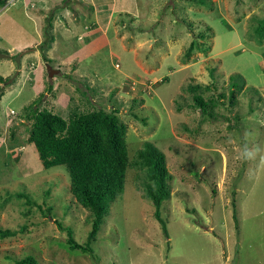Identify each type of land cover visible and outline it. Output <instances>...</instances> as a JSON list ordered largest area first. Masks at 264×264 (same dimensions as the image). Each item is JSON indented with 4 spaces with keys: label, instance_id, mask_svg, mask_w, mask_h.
Listing matches in <instances>:
<instances>
[{
    "label": "rangeland",
    "instance_id": "rangeland-1",
    "mask_svg": "<svg viewBox=\"0 0 264 264\" xmlns=\"http://www.w3.org/2000/svg\"><path fill=\"white\" fill-rule=\"evenodd\" d=\"M198 1H139L138 19L112 17V51L104 46L81 61L74 53L98 27L92 1L9 0L0 6V53L17 56L0 58V74L8 75L0 82V229L18 230L0 236V264L28 255L39 264H264V36L256 30L264 0ZM208 26L212 31L199 40L208 51L187 57ZM42 35L56 43L45 46L55 48L48 62L38 44L12 49L41 42ZM49 66L61 72L49 76ZM235 73L247 84L234 107L226 99L210 120L192 106L184 86L207 83L212 87L205 97L217 96L229 91ZM41 93L40 107L66 119L75 110L118 108L128 124L132 161L146 141L166 154L173 176L172 196L161 208L168 234L144 195V170L132 165L93 243L94 255L69 249L58 221L84 243L90 212L71 193L66 167L45 168L28 141L25 109Z\"/></svg>",
    "mask_w": 264,
    "mask_h": 264
},
{
    "label": "trees",
    "instance_id": "trees-1",
    "mask_svg": "<svg viewBox=\"0 0 264 264\" xmlns=\"http://www.w3.org/2000/svg\"><path fill=\"white\" fill-rule=\"evenodd\" d=\"M209 1L213 4V0ZM8 2L9 0H0V6ZM198 2L204 4L207 1ZM189 26L192 28L191 24ZM256 30L264 36V20ZM208 31H212V27L208 26L206 30L196 34L197 38H194L187 48V57L195 51H208V48H204L199 41L206 38ZM53 41L54 36H49L48 40L44 39L39 44L46 62L50 59L47 52L50 46L47 48L45 46L52 44ZM7 80L8 78L0 74L1 83ZM246 84V78L240 73H235L230 76L229 91L223 90L217 96L205 97V91H210L212 87L207 83H189L184 89L192 94L194 108L200 109L207 119L216 120L218 105L228 99L229 104L234 107L238 93L246 89ZM52 89L51 85L50 90ZM4 93L3 86H0V98ZM44 96L45 94L41 93L25 109V117L31 121L28 141L35 144L45 168L59 165L66 167L70 176L71 193L76 201L90 212L91 229L84 243L74 237L71 227H66L58 221L60 229L67 231L69 249L94 255L93 243L98 239L99 230L110 213L111 204L124 193L127 171L132 165L144 170L145 174L141 180L144 195L153 201L154 216L168 234L167 222L162 216L161 208L163 202L172 196L170 181L173 176L167 165L166 154L154 142L146 141L132 161L127 142L128 124L122 120L116 107L112 110L105 108L75 110L69 119H66L52 109L40 107V101ZM182 107L183 105L179 103L178 108ZM236 118L239 119V115ZM17 195L26 197L28 202L32 203L28 193L19 192ZM17 233L18 230L0 229L2 238ZM15 264L39 263L34 256L28 255L17 259Z\"/></svg>",
    "mask_w": 264,
    "mask_h": 264
},
{
    "label": "crops",
    "instance_id": "crops-1",
    "mask_svg": "<svg viewBox=\"0 0 264 264\" xmlns=\"http://www.w3.org/2000/svg\"><path fill=\"white\" fill-rule=\"evenodd\" d=\"M139 1H142V0H90L91 10L93 13L91 17L94 19L92 21V25L96 24L98 27H97V30L95 31L96 33L92 34V36H94V39H91L87 42H83L82 45L77 49V51H75L74 54H77L76 55L77 58H79L80 61L84 60L88 56L98 52L104 46H110V51H112L113 46H112V43L109 41V36H108L109 34L108 30H109V27L111 26L112 17L116 18L118 16L119 18V16H123L124 14H127L126 18H129L131 21L138 19V15L140 14V11H141ZM66 26H71V25L69 24L67 25L66 23ZM116 26L117 24L114 25V27ZM56 27L57 26H55L54 29ZM117 32L118 31L116 30V33ZM121 37L123 39L124 35H122ZM41 38L44 40L43 35ZM135 41L138 42V39L133 40V42ZM41 42L34 43V44L31 42L20 43L18 45L13 46L12 49L16 48L18 50H24L25 48L29 46H34V45L36 46L37 44L39 45ZM53 43L56 44L55 42ZM138 44L141 45L143 43L138 42ZM54 50H55L54 46L51 45V48H49V51H48L49 57L53 54ZM8 51H11V49L9 48ZM37 51L40 52L39 49H37ZM111 54L113 53L111 52ZM70 55H73V54L71 53ZM10 56L12 57L11 54ZM3 76L6 77L8 75H3Z\"/></svg>",
    "mask_w": 264,
    "mask_h": 264
},
{
    "label": "water",
    "instance_id": "water-1",
    "mask_svg": "<svg viewBox=\"0 0 264 264\" xmlns=\"http://www.w3.org/2000/svg\"><path fill=\"white\" fill-rule=\"evenodd\" d=\"M4 57H10L9 54H5V53H0V58H4ZM60 70H55L53 69L51 66L48 67V74L49 76H54V73H57L59 72ZM9 81H12V80H9Z\"/></svg>",
    "mask_w": 264,
    "mask_h": 264
},
{
    "label": "clouds",
    "instance_id": "clouds-1",
    "mask_svg": "<svg viewBox=\"0 0 264 264\" xmlns=\"http://www.w3.org/2000/svg\"><path fill=\"white\" fill-rule=\"evenodd\" d=\"M14 1V0H13ZM10 2H12V0H10Z\"/></svg>",
    "mask_w": 264,
    "mask_h": 264
},
{
    "label": "built area",
    "instance_id": "built-area-1",
    "mask_svg": "<svg viewBox=\"0 0 264 264\" xmlns=\"http://www.w3.org/2000/svg\"><path fill=\"white\" fill-rule=\"evenodd\" d=\"M13 1V0H12ZM117 66H118V64H117Z\"/></svg>",
    "mask_w": 264,
    "mask_h": 264
}]
</instances>
